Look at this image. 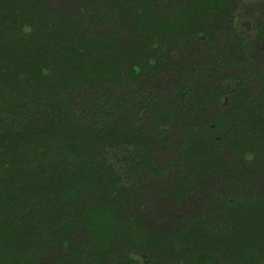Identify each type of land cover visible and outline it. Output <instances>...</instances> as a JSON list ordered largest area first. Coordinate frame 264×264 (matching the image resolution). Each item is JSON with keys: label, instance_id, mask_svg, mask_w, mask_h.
I'll return each mask as SVG.
<instances>
[{"label": "trees", "instance_id": "16d2710c", "mask_svg": "<svg viewBox=\"0 0 264 264\" xmlns=\"http://www.w3.org/2000/svg\"><path fill=\"white\" fill-rule=\"evenodd\" d=\"M0 264H264V0H0Z\"/></svg>", "mask_w": 264, "mask_h": 264}]
</instances>
